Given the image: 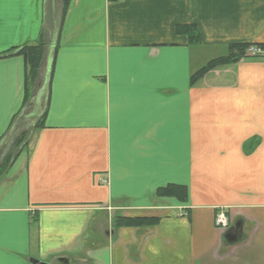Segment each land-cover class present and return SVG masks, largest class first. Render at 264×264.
Here are the masks:
<instances>
[{
  "label": "crops",
  "instance_id": "obj_1",
  "mask_svg": "<svg viewBox=\"0 0 264 264\" xmlns=\"http://www.w3.org/2000/svg\"><path fill=\"white\" fill-rule=\"evenodd\" d=\"M59 17L60 0H0V166L45 111L0 177V264H264V53L189 85L229 46H264V0H71ZM41 32L24 106V61L1 56ZM170 185L186 202L156 195Z\"/></svg>",
  "mask_w": 264,
  "mask_h": 264
},
{
  "label": "trees",
  "instance_id": "obj_2",
  "mask_svg": "<svg viewBox=\"0 0 264 264\" xmlns=\"http://www.w3.org/2000/svg\"><path fill=\"white\" fill-rule=\"evenodd\" d=\"M120 0H108L109 3H117ZM71 0H60V19H62L68 10ZM176 33L185 35L190 44H199V36L196 28L192 25H183L176 28ZM259 47L264 50V46H257L252 44H237L228 47L227 53L220 58L213 59L196 71L190 78V86H194L200 81L205 74L218 67L235 64L241 59L249 58L245 56V52L250 47ZM46 47L44 32L40 33L38 42L34 46H24L20 49H12L6 55L1 57H7L11 55L20 56L24 61L25 76H24V98L23 105L25 106L29 101L30 88L34 87L38 80V72L44 56ZM55 51L53 52V59L55 57ZM45 117V111L40 118V122L36 124L35 132L43 127V120ZM27 133H21L13 142L12 152H10L4 159L0 166V177L3 175L5 169L14 158V154L22 151H26L29 145V139H27ZM29 140V141H28ZM160 197H171L179 200L180 202H186L187 190L185 187L170 185L164 189H159L156 192ZM121 226L129 227H150L157 223V219L147 218H134V219H121L119 220Z\"/></svg>",
  "mask_w": 264,
  "mask_h": 264
},
{
  "label": "water",
  "instance_id": "obj_3",
  "mask_svg": "<svg viewBox=\"0 0 264 264\" xmlns=\"http://www.w3.org/2000/svg\"><path fill=\"white\" fill-rule=\"evenodd\" d=\"M241 239H242L241 224L239 222L232 224L224 231L223 241L225 244L229 246L238 244L241 241ZM60 262H62L63 264H71L69 261L66 260H60ZM30 264H49V263L31 259Z\"/></svg>",
  "mask_w": 264,
  "mask_h": 264
},
{
  "label": "built area",
  "instance_id": "obj_4",
  "mask_svg": "<svg viewBox=\"0 0 264 264\" xmlns=\"http://www.w3.org/2000/svg\"><path fill=\"white\" fill-rule=\"evenodd\" d=\"M247 56H258L262 53V51L259 48L256 47H250L246 50ZM214 226L218 230H224L228 226V219L226 215L223 212H219L214 219Z\"/></svg>",
  "mask_w": 264,
  "mask_h": 264
},
{
  "label": "rangeland",
  "instance_id": "obj_5",
  "mask_svg": "<svg viewBox=\"0 0 264 264\" xmlns=\"http://www.w3.org/2000/svg\"><path fill=\"white\" fill-rule=\"evenodd\" d=\"M60 18V17H59ZM35 92H36V90H35ZM34 94V90H33V87L32 88H30V94H29V96L31 97V95H33ZM29 97V98H30ZM33 111H31V109L30 110H28L27 112H26V114H28V113H32ZM42 113H40V114H36L35 115V113H32V116H31V118H30V120L28 121V125L27 126H25L24 127V129L22 130V133H27V139H31V137H32V135H33V133L35 132L34 130H35V127H36V124L37 123H39L40 122V118H41V115ZM19 136V135H18ZM17 136V137H18ZM28 140V141H29Z\"/></svg>",
  "mask_w": 264,
  "mask_h": 264
}]
</instances>
